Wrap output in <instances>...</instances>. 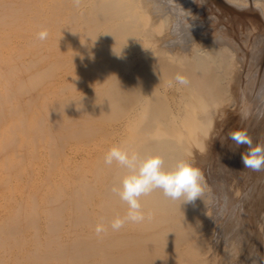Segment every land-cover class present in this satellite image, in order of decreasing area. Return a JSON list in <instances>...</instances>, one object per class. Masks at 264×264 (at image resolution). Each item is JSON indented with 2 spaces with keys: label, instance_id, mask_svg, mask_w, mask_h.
<instances>
[{
  "label": "bare ground",
  "instance_id": "1",
  "mask_svg": "<svg viewBox=\"0 0 264 264\" xmlns=\"http://www.w3.org/2000/svg\"><path fill=\"white\" fill-rule=\"evenodd\" d=\"M261 114L264 0H0V264H264V169L229 136ZM114 145L188 161L202 197L112 231Z\"/></svg>",
  "mask_w": 264,
  "mask_h": 264
},
{
  "label": "clouds",
  "instance_id": "2",
  "mask_svg": "<svg viewBox=\"0 0 264 264\" xmlns=\"http://www.w3.org/2000/svg\"><path fill=\"white\" fill-rule=\"evenodd\" d=\"M38 39H47V30L38 34ZM174 81L179 85L189 83L187 76L177 73ZM171 83V82H170ZM236 145L246 144L248 149L241 153L245 168L252 170L264 169V144H253L252 138L244 130L229 133ZM104 163H114L125 169V174L111 186L110 191L126 204L123 216H115L108 227L112 231H120L126 224H140L150 218L151 213L144 210L141 197L160 190L163 195L172 200H183L185 204H194L203 194V175L201 171L185 160L178 161L172 168H165L159 155L142 156L135 151L114 145L104 155ZM107 230L104 223H97L95 232L101 235Z\"/></svg>",
  "mask_w": 264,
  "mask_h": 264
},
{
  "label": "rangeland",
  "instance_id": "3",
  "mask_svg": "<svg viewBox=\"0 0 264 264\" xmlns=\"http://www.w3.org/2000/svg\"><path fill=\"white\" fill-rule=\"evenodd\" d=\"M259 98H260V97H259ZM261 115L264 116V114H261ZM242 129H243V127H242ZM259 130H261V129L259 128ZM262 132L264 133V131H262ZM263 133L260 132V133H258V134L256 135V137L260 139L261 143L263 142L262 144H264V140H263V138H264V137H263L264 134H263ZM262 134H263V136H262ZM260 135H261V136H260ZM260 137L262 138V140H261ZM259 139H258L257 143H259ZM257 143H256V144H257ZM261 143H260V144H261ZM234 145H236V144H234ZM254 145H255V144H254ZM239 146H241V145H239ZM246 146H247V147H246L245 149H246V151H247V149H248V145H246ZM246 151H245V152H246ZM263 231H264V230H263ZM253 241H254V240H253Z\"/></svg>",
  "mask_w": 264,
  "mask_h": 264
}]
</instances>
